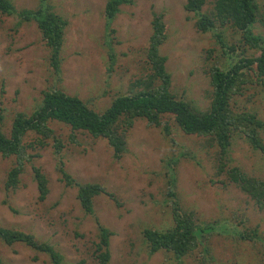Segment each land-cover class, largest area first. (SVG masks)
Masks as SVG:
<instances>
[{"label":"rangeland","instance_id":"obj_1","mask_svg":"<svg viewBox=\"0 0 264 264\" xmlns=\"http://www.w3.org/2000/svg\"><path fill=\"white\" fill-rule=\"evenodd\" d=\"M17 9H32L37 0H11ZM107 0H50L53 11L67 22L60 51V74L49 66V51L35 24H17L15 18L0 14V115L8 136L16 114H33L43 92L58 89L77 96L98 113L118 95L134 90V81L148 74L146 52L152 34V20L161 15L166 39L159 55L166 58L171 92L199 113L209 110L212 87L210 69L227 57L245 50L246 57L259 50L244 49L241 34L231 27L220 28L224 41L236 45L223 52L213 32L200 33L195 16L185 10L186 0H132L119 7L110 25L104 18ZM258 16L253 34L264 45V0H256ZM214 0H206L202 12L209 14ZM247 48V47H245ZM114 54L110 59L109 55ZM255 80V79H254ZM236 114L253 113L264 123V86L256 82L242 86L230 101ZM169 121V131L136 120L126 131L125 152L119 159L106 139L72 131L69 126L50 122L53 137L44 145L35 142L34 132L23 138L25 159L19 186L5 190L14 157L0 156V228L31 234L51 245L61 256L60 264H98L95 249L97 224L113 233L107 264H176L171 254H149L143 241L146 228L165 231L172 227L170 209L165 205L167 172L176 175L177 197L184 210L192 211L198 222L223 224L224 233L210 240L214 264H263L264 246L244 242L232 230L257 228L264 239V209L260 211L247 194L226 174L238 168L248 178L264 181V156L254 150L240 132L232 135L228 164L220 172L219 149L210 137L186 135ZM54 138L59 141L56 154ZM264 143V128L261 131ZM63 169L79 183L96 184L104 193L93 199L94 212L84 213L77 200V187L61 180ZM39 168L48 182V195L39 199L33 168ZM2 264H53L49 257L20 244L0 240ZM183 264H198L194 256Z\"/></svg>","mask_w":264,"mask_h":264},{"label":"trees","instance_id":"obj_2","mask_svg":"<svg viewBox=\"0 0 264 264\" xmlns=\"http://www.w3.org/2000/svg\"><path fill=\"white\" fill-rule=\"evenodd\" d=\"M132 0H107L104 8V18L107 25L124 4ZM206 0H186L185 10L195 16V27L200 33L213 32L218 45L223 52L235 51L236 45H228L223 33L217 27H231L241 34L244 49L259 50L258 56L246 57L245 50L237 56L227 57L226 62L210 69L212 87L211 104L208 111L199 113L189 103L176 99L171 92V76L166 71V58L159 55V47L164 43L165 26L162 16L152 20V34L146 52L148 74L134 81V90L128 94L116 96L109 107L98 113L77 96H71L62 90L50 89L43 92V97L37 110L32 115L23 113L15 115L9 135L3 129V117L0 115V156L14 157L16 164L11 168L4 183L5 190L13 191L19 186V175L23 170L25 147L23 138L28 132L37 136L35 142L44 145V140L53 137L49 127L50 122H58L69 126L72 131L86 133L94 138L106 139L113 149V157L119 159L125 152L126 142L123 135L136 120H144L148 126L162 127L169 131V121L164 122V116L173 117L175 124L186 135L210 137L219 149L221 158L220 172L228 164V151L232 134L240 132L252 148L264 156V143L261 131L264 123L253 113L236 114L232 111L230 101L240 93L244 84L256 82L264 86V45L259 36L253 34L252 27L258 16L256 0H214L212 11L202 12ZM0 14L15 18L16 25L23 23L35 24L46 48L49 51V66L54 74H60V51L64 42L66 20L56 14L50 0H37L32 9H17L11 0H0ZM264 26V13L260 16ZM247 47V48H245ZM110 59L114 54L109 55ZM255 79V80H254ZM56 142V154L60 151V143ZM60 163L61 180L69 187H77V200L88 215L94 212L93 199L104 193L96 184H82L74 180L63 169ZM228 179L241 191L251 198L258 209H264V181L248 178L238 168L232 167L226 171ZM39 199L44 200L48 195V182L39 168H33ZM167 193L165 205L170 209L172 227L165 231L146 228L142 232L143 241L149 254L157 252L171 254L176 264H183V259L194 256L198 264H214L210 253V240L215 234H222L223 224L219 222H198L192 211H186L180 206L177 197L176 175L173 168L167 172ZM238 239L244 242H260L264 246L257 228L251 230H232ZM98 242L95 258L98 264H107L110 260L109 242L113 235L107 228L97 224ZM0 240L6 245L23 244L36 252L46 254L53 264H60L61 256L46 242H39L31 234L21 231L0 228ZM264 248V247H263ZM264 264V251L262 252ZM0 264L1 260H0Z\"/></svg>","mask_w":264,"mask_h":264}]
</instances>
